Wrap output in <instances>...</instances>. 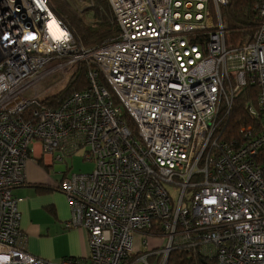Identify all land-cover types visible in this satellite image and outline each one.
I'll use <instances>...</instances> for the list:
<instances>
[{"label":"built area","instance_id":"1","mask_svg":"<svg viewBox=\"0 0 264 264\" xmlns=\"http://www.w3.org/2000/svg\"><path fill=\"white\" fill-rule=\"evenodd\" d=\"M107 1L118 33L84 47L47 0H0V264H167L177 248L264 264V0L252 41L235 48L227 0ZM79 61L97 68L86 88L44 105L39 85L64 81ZM249 84L257 123L222 141L220 118ZM36 141L55 161L77 151L95 161L56 186L65 226L88 232L84 257L52 262L25 248L12 190Z\"/></svg>","mask_w":264,"mask_h":264},{"label":"trees","instance_id":"2","mask_svg":"<svg viewBox=\"0 0 264 264\" xmlns=\"http://www.w3.org/2000/svg\"><path fill=\"white\" fill-rule=\"evenodd\" d=\"M47 1L56 16L61 18L70 29L79 45L95 47L115 37L118 33V25L107 0H90L91 5L87 7L86 13L91 14L92 21L88 23L83 20L84 18L79 12L71 7L67 0ZM261 2L262 0H227V3L221 7L220 14L224 27L225 44L228 48L239 47L243 43L252 41L255 31L262 21L257 9ZM88 69L97 70L93 63L87 61L76 63L64 86L51 94L50 97L47 96L41 100L42 103L54 108L72 92L85 89L88 84L86 77ZM257 92V84H249L235 95L229 112L220 118L219 132L222 141L231 142L233 139H239L241 128L257 123V120L247 110L250 103H255ZM26 113H29V109L26 110ZM125 117L128 125L132 128L133 122L127 115ZM167 264H215V260L197 255L192 256L186 250L177 248L170 252Z\"/></svg>","mask_w":264,"mask_h":264},{"label":"crops","instance_id":"3","mask_svg":"<svg viewBox=\"0 0 264 264\" xmlns=\"http://www.w3.org/2000/svg\"><path fill=\"white\" fill-rule=\"evenodd\" d=\"M54 153H44L40 142H34L30 158L25 163L26 180L14 187L18 198L20 231L28 253L52 262L62 258L88 255V232L82 227L65 226L70 208L65 195L56 188L68 175L72 164L68 159L55 161ZM64 166V168H63ZM137 241V249H141ZM133 255L129 264L133 262Z\"/></svg>","mask_w":264,"mask_h":264},{"label":"rangeland","instance_id":"4","mask_svg":"<svg viewBox=\"0 0 264 264\" xmlns=\"http://www.w3.org/2000/svg\"><path fill=\"white\" fill-rule=\"evenodd\" d=\"M68 3L71 5V7L79 12L83 20L88 23L92 21L91 14H87V7L91 5L90 0H67ZM85 12V14H83ZM60 75H53L48 77L42 84L39 85L38 89L41 90V95L39 98L43 99L44 97L50 96L51 94L59 91L67 81V76L64 78V81L59 82ZM39 90V91H40ZM38 142V141H36ZM68 159V158H67ZM69 162L72 164V166L69 169L68 175L72 172L76 173H85L90 172L95 167V161L94 160H86L83 158L82 151H77L73 155L69 157ZM64 168V166H63ZM66 198V196H65ZM67 200V198H66ZM68 203V201H67ZM69 205V204H68ZM70 208V206H69ZM71 213V211H70ZM158 240L148 239V244H156ZM136 264H140L139 262H136Z\"/></svg>","mask_w":264,"mask_h":264},{"label":"bare ground","instance_id":"5","mask_svg":"<svg viewBox=\"0 0 264 264\" xmlns=\"http://www.w3.org/2000/svg\"><path fill=\"white\" fill-rule=\"evenodd\" d=\"M50 97V96H49Z\"/></svg>","mask_w":264,"mask_h":264}]
</instances>
